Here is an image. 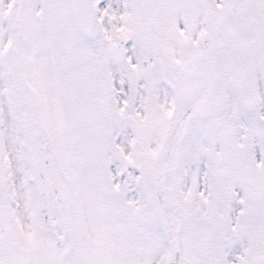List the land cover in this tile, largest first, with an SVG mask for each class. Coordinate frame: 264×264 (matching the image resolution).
Returning a JSON list of instances; mask_svg holds the SVG:
<instances>
[{
    "label": "snow or ice",
    "instance_id": "1",
    "mask_svg": "<svg viewBox=\"0 0 264 264\" xmlns=\"http://www.w3.org/2000/svg\"><path fill=\"white\" fill-rule=\"evenodd\" d=\"M0 264H264V0H0Z\"/></svg>",
    "mask_w": 264,
    "mask_h": 264
}]
</instances>
